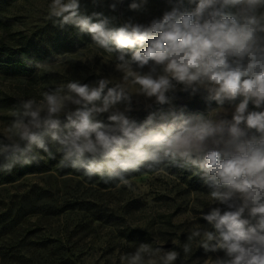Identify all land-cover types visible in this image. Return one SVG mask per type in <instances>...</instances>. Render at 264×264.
I'll return each instance as SVG.
<instances>
[{"label":"clouds","instance_id":"obj_1","mask_svg":"<svg viewBox=\"0 0 264 264\" xmlns=\"http://www.w3.org/2000/svg\"><path fill=\"white\" fill-rule=\"evenodd\" d=\"M122 3L108 7L115 12ZM147 3L133 0L129 9L144 11ZM168 4L146 24L129 18L116 27L102 12L82 13L80 0H51L48 19L74 26L114 54L122 82L69 80L45 91L39 103L20 101L9 134L0 138V172L59 154V167L119 187L130 186L128 176L142 169L195 168L213 204L224 209L202 213L207 226L188 240L200 238L205 252L223 251L213 264H264V0ZM177 91L200 94L217 107L187 112L173 103ZM134 95L158 106L142 122L127 115ZM237 99L228 119L224 105ZM250 103L258 110H249ZM105 113L107 122L99 119ZM151 255L137 249L128 264H153ZM178 257L166 251L161 264Z\"/></svg>","mask_w":264,"mask_h":264},{"label":"rangeland","instance_id":"obj_2","mask_svg":"<svg viewBox=\"0 0 264 264\" xmlns=\"http://www.w3.org/2000/svg\"><path fill=\"white\" fill-rule=\"evenodd\" d=\"M50 2L0 0V38L16 44L14 47L34 44L48 54L46 60L31 67L0 64V138L9 134L20 101L35 99L39 103L45 91L69 80L94 84L107 78L122 82L123 73L115 68L114 54L97 47L89 34H79L74 26L60 28L48 19ZM111 2L80 0L81 12H102L115 18L113 26L119 27L129 18L146 24L169 10L168 0H148L146 9L139 12L129 9L133 0H123L115 12L108 7ZM68 41L72 49L59 54L57 49H64ZM60 55L62 61L57 62ZM143 71H148L147 66ZM239 102L224 105L229 109L228 119ZM149 103L153 107L146 109ZM173 103L192 113H207L217 107L215 101L207 102L200 94L190 96L180 91ZM71 107L74 110L76 106ZM157 107L153 101L134 95L133 110L127 115L142 122ZM163 107L166 110L168 106ZM249 110L258 109L250 103ZM107 116L102 114L99 119L107 122ZM60 118L65 119L63 114ZM59 158L57 154L55 160L41 159L43 166L32 170L0 172V264H51L53 239L72 251L76 264H128L129 254L137 249L151 252L153 264H161L166 251L179 253L172 264H213L217 257H224L223 251L205 252L200 238L188 240L197 228L207 226L202 213L215 206L224 209L213 204L208 186L199 175H193L195 168L142 173L128 178L130 186L101 189L75 170L59 167ZM41 167L45 170H39Z\"/></svg>","mask_w":264,"mask_h":264},{"label":"trees","instance_id":"obj_3","mask_svg":"<svg viewBox=\"0 0 264 264\" xmlns=\"http://www.w3.org/2000/svg\"><path fill=\"white\" fill-rule=\"evenodd\" d=\"M71 41H68L65 45L64 49H57V52L59 54H64L72 49V46L70 45ZM16 44H10L9 41H4V38H0V64L10 67H17V68H23V67H31L37 64L40 61H44L48 58V54L46 52L40 51L37 45L34 44H27L23 47H14ZM59 48V47H57ZM41 165L39 162H34L31 165H25V166H17L13 170H32L34 168H37ZM45 170V167H41L39 170ZM158 170H148V169H142L140 172L131 173L128 178H131L136 175H140L142 173L152 174ZM78 176H82L89 184L97 185L101 189H109L116 186V183H110V184H104L99 180V177H94L92 179H89L85 177L81 172H77ZM5 173V172H4ZM50 249L52 252V261L51 264H76V260L72 254V251L70 249L66 248L65 246L56 243V240L53 239ZM51 259V258H50Z\"/></svg>","mask_w":264,"mask_h":264}]
</instances>
